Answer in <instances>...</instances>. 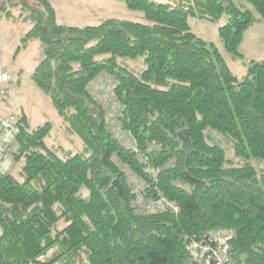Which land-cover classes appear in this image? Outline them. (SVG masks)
<instances>
[{"label": "trees", "instance_id": "trees-1", "mask_svg": "<svg viewBox=\"0 0 264 264\" xmlns=\"http://www.w3.org/2000/svg\"><path fill=\"white\" fill-rule=\"evenodd\" d=\"M37 1L22 38L23 46L40 41L31 79L82 149L61 156L46 141L52 121L33 127L25 113L17 116L19 168L0 173V264H73L81 256L74 264H191L186 237L219 229L234 231V259L264 264V174L245 160H264V60H252L238 81L216 44L189 22L219 24L226 51L242 56L246 31L264 22V0H247L258 17L234 0H121L148 23L112 17L84 26L58 22L50 0ZM10 6L18 0H0V15ZM140 57L146 66L139 72L121 62ZM102 73L118 81L123 128L137 138L146 164L109 133L103 105L88 92ZM207 128L229 138L240 165L229 163ZM182 129L190 131L186 149ZM113 156L147 181L149 196L159 190L180 211H137ZM145 165L158 171L145 173Z\"/></svg>", "mask_w": 264, "mask_h": 264}, {"label": "rangeland", "instance_id": "rangeland-1", "mask_svg": "<svg viewBox=\"0 0 264 264\" xmlns=\"http://www.w3.org/2000/svg\"><path fill=\"white\" fill-rule=\"evenodd\" d=\"M152 1L166 3L168 0ZM50 2L57 10L58 22L63 24L97 25L102 20L112 17L148 23L141 11L130 9L121 0H50ZM234 2L242 9H251L256 17L259 16L258 11L249 1L234 0ZM37 5H39L37 0H18V6H10L9 12L0 15V64L21 73L20 83L11 85L13 90L11 97L0 103V112L3 114L11 111L16 115L25 113L33 127L52 121L54 129L46 141L50 148L55 149L61 156H65L69 152L80 151L81 141L77 136L66 131L63 119L58 115L48 97L34 85L31 79V73L40 55L39 39H33L27 43V46H23L25 42L22 38L32 26L28 14L31 7ZM189 22L198 36L215 43L225 53L227 62L238 81H242L247 76L252 60H264V22H256L246 31L240 47L242 56H233L224 49L219 36V24L194 16H189ZM224 22L225 18L222 20V23ZM121 62L135 72L141 71L146 66L141 57L137 60L122 59ZM206 135L212 143L226 148L229 163L237 166L243 162L235 156L233 144L225 134L213 128H207ZM245 160L253 164L260 174H264V160L255 156L247 157ZM18 168L17 163L12 173L18 171ZM222 230L224 229L216 231ZM58 249L59 246L53 247L42 255L41 259L51 258ZM84 260L81 256L74 260L73 264Z\"/></svg>", "mask_w": 264, "mask_h": 264}, {"label": "built area", "instance_id": "built-area-1", "mask_svg": "<svg viewBox=\"0 0 264 264\" xmlns=\"http://www.w3.org/2000/svg\"><path fill=\"white\" fill-rule=\"evenodd\" d=\"M16 79L15 74L8 68L0 66V103L12 95L11 83ZM118 81L108 73L100 74L90 81L88 92L90 96L103 105L105 110V121L109 133L115 137L122 146L130 147L136 152L146 164V158L139 151L138 142L131 131L123 128L122 118L124 117L125 106L118 98L116 88ZM18 119L14 114H0V173L7 174L14 170L15 156L20 152L18 135L20 133ZM131 173H135L128 165L125 166ZM145 173L155 174V168L144 166ZM131 174L128 181L132 187V193L136 197V205L144 212H158L169 210L179 212L171 205L164 206L169 198L161 191L149 196L147 181L136 173ZM188 190V183L181 184ZM234 238L232 229L222 231H210L202 235H190L186 237L189 260L195 264H242L232 256L231 240Z\"/></svg>", "mask_w": 264, "mask_h": 264}, {"label": "bare ground", "instance_id": "bare-ground-1", "mask_svg": "<svg viewBox=\"0 0 264 264\" xmlns=\"http://www.w3.org/2000/svg\"><path fill=\"white\" fill-rule=\"evenodd\" d=\"M106 122V121H105ZM106 125H107V123H106ZM133 134V133H132ZM134 136V135H133ZM135 137V136H134ZM136 138V137H135ZM136 140H137V138H136ZM124 148H126V149H130L131 150V148L130 147H125V146H123ZM113 160L116 162V164L118 165V167L123 171V172H126V177H127V181H128V179H129V177H130V175L133 173H131V171L129 170V169H126L125 168V166L126 165H124L121 161H120V159L117 157V156H113ZM134 174V173H133ZM117 180V179H116ZM129 183V182H128ZM163 193V192H162ZM134 195V194H133ZM164 196H167V195H164ZM135 197V196H134ZM168 197V196H167ZM169 198V197H168ZM172 206V207H175V208H177V205H179L178 204V202L176 201V200H174V199H171V198H169V202H167V203H164V206ZM134 207H135V209L137 210V211H139V212H142V213H146V212H149V211H146V212H144V211H142L137 205H136V197H135V201H134ZM156 212V211H155ZM159 212H172V211H169V210H163V211H158V213ZM157 213V212H156ZM172 213H178V212H172ZM216 231V230H215ZM195 235V234H194ZM231 242H232V240H231ZM192 264H195V263H193L192 262Z\"/></svg>", "mask_w": 264, "mask_h": 264}, {"label": "water", "instance_id": "water-1", "mask_svg": "<svg viewBox=\"0 0 264 264\" xmlns=\"http://www.w3.org/2000/svg\"><path fill=\"white\" fill-rule=\"evenodd\" d=\"M178 135L182 141L183 147L186 149L187 145L191 142L189 129L180 130ZM114 184L118 187L119 190H122V185L118 180H115Z\"/></svg>", "mask_w": 264, "mask_h": 264}, {"label": "crops", "instance_id": "crops-1", "mask_svg": "<svg viewBox=\"0 0 264 264\" xmlns=\"http://www.w3.org/2000/svg\"><path fill=\"white\" fill-rule=\"evenodd\" d=\"M222 42V41H221ZM242 45V44H241ZM217 46V45H216ZM218 48H219V50L222 52V54L224 55V57L226 58V56H225V53L220 49V47L219 46H217ZM224 49H225V47H224ZM226 50V49H225ZM228 52V51H227ZM243 54V53H242ZM226 60H227V58H226Z\"/></svg>", "mask_w": 264, "mask_h": 264}]
</instances>
